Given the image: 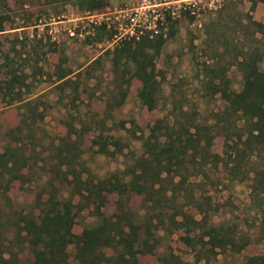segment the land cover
Here are the masks:
<instances>
[{
    "label": "trees",
    "instance_id": "trees-1",
    "mask_svg": "<svg viewBox=\"0 0 264 264\" xmlns=\"http://www.w3.org/2000/svg\"><path fill=\"white\" fill-rule=\"evenodd\" d=\"M75 1L90 9L105 5L103 0ZM259 1L264 3V0ZM12 2L22 11L27 10L26 0ZM0 17L1 32L11 24H5L9 14ZM163 19L156 21L157 32L149 31L138 39H123L109 51L118 84L112 95L113 106L121 105L127 95V87L122 83L128 81L119 79L128 72L139 81L136 95L141 104L149 110L157 107L160 87L154 56L163 44L158 29L171 16L166 14ZM254 24L260 25L259 22ZM262 59L255 50L237 59L242 78L238 91L227 86L223 75L217 83L209 81L210 90L219 93L226 103V109L212 112L216 117L212 123L199 122L193 115L180 111L184 120L173 117L161 121L152 132L140 137L141 154L120 171L101 177L88 173L80 155L74 151L77 139L69 134H55L49 143L51 150L43 156V166L58 185L50 182L47 198L43 202L38 198L37 202L43 206L37 214L19 213L16 219L0 223L1 227L9 225L26 237L24 247L0 235V264H19L24 248L32 264H69L67 248L70 245L74 264H143L142 256L156 252L157 231L160 230L169 235L173 231L185 233L193 255L191 261H184L167 252L158 264H210L218 254L238 253L253 243L252 235L238 223L230 219L212 221L218 205L212 201L211 192L218 190V186L209 171L219 164L243 171L249 181L255 220L264 233V164L260 167L257 162L264 153ZM1 60L0 94H8L12 100L22 102L20 122L25 125L17 131L9 129L7 134L13 139L0 146V192L3 194L13 182L25 177L30 168L29 155L23 151L24 133L31 132L33 124L43 121L47 103L28 95V74L16 72L7 54ZM66 76L67 73L58 69L56 78L61 81L57 87L61 90L70 82ZM107 116L93 123L79 122V129L92 131L91 145L95 152L115 156L122 151L124 143L119 136L105 133L111 129V125L108 126L111 117ZM119 124L124 128L122 122ZM67 126L74 129L75 123L71 120ZM218 128L224 130L221 152L212 149ZM30 136L33 137V133ZM59 186L65 189L70 186L68 196L58 191ZM110 195L115 196L114 211L107 215L103 207H107ZM136 197L140 198L139 208L134 205ZM73 208L91 209L97 217L96 222L83 227L79 234L74 233L70 215ZM242 264H264V254L248 256Z\"/></svg>",
    "mask_w": 264,
    "mask_h": 264
},
{
    "label": "rangeland",
    "instance_id": "rangeland-1",
    "mask_svg": "<svg viewBox=\"0 0 264 264\" xmlns=\"http://www.w3.org/2000/svg\"><path fill=\"white\" fill-rule=\"evenodd\" d=\"M26 1L27 10L22 11L13 5L12 0H0V16L9 14L5 24H11L0 32V61L7 54L16 72L28 74V95L45 100L47 106L43 121L33 124L31 132L24 133L23 151L29 155L31 163L27 174L13 182L3 194L0 192L1 224L10 218L16 219L19 213L37 214L39 207L43 206L37 202L38 198L42 202L47 198L50 182L58 185L43 166V156L51 150L49 143L55 134H69L72 139H77L74 151L80 155L88 173L105 176L132 163L142 152L140 137L152 132L159 122L173 117L184 120L185 116L180 111L193 115L199 122L212 123L216 119L212 112L226 109V103L219 93L210 90L209 81L217 83L223 75L230 89L240 90L242 78L236 63L245 53L255 50L261 54V66L264 67L263 2L150 0L152 3L165 2L159 8L164 17L167 14L165 9L177 12L158 29L163 38V44L154 56L160 87L158 105L151 110L142 105L136 95L139 81L125 72L126 75L119 81H128L122 83L123 87H127V95L121 105L113 106L112 95L118 84L109 51L123 40L121 32L118 34L115 27L114 11L137 6L142 0H103L105 5L99 9L81 6L75 0ZM105 17L110 19L105 20ZM60 68L67 73L65 78L70 79L63 90L57 87L61 81L56 78ZM74 89H77L76 94ZM21 105L22 102L12 100L8 94H0V146L13 139L7 134L9 129L17 131L19 127L25 128L20 122ZM107 115L111 117L108 122L111 129L105 133L119 136L124 143L122 151L115 156L95 152V147L91 145L92 131L82 132L79 129V122L93 123ZM71 120L76 130L67 126ZM120 122L124 128H120ZM217 131L212 149L221 152L224 130L218 128ZM229 133L232 135L234 131ZM257 162L263 167V152ZM209 172L218 186V190L211 192L212 201L218 205L217 212L212 214V221L230 219L253 237V243L241 252L218 254L210 264H242L248 256L263 255L264 233L255 220L249 181L243 171L219 164ZM68 189L59 186L58 191L68 196ZM108 199L107 207H103L107 215L114 211L115 196L110 195ZM73 200L76 202L77 197ZM139 203L140 198L136 197V208H139ZM70 215L74 221L72 231L76 234L97 219L87 208H73ZM1 224L0 235L26 246L23 232L9 225L1 227ZM157 237L156 252L142 256L140 261L143 264H158L160 257L167 252L178 255L184 261L192 260L193 253L185 233L173 231L169 235L160 230ZM67 251L69 264H74L71 245ZM19 259V264H32L25 248Z\"/></svg>",
    "mask_w": 264,
    "mask_h": 264
},
{
    "label": "built area",
    "instance_id": "built-area-1",
    "mask_svg": "<svg viewBox=\"0 0 264 264\" xmlns=\"http://www.w3.org/2000/svg\"><path fill=\"white\" fill-rule=\"evenodd\" d=\"M190 4V3H189ZM165 2H151L150 0H142L141 4L134 7H125L114 11L116 21V30L118 34L121 32V38L138 39L140 35H144L149 31L157 32L156 21L164 18V12L159 8L164 6ZM166 13L171 17L177 15L175 9H165ZM110 17H105V20ZM107 23V22H106ZM152 36V34H149Z\"/></svg>",
    "mask_w": 264,
    "mask_h": 264
}]
</instances>
